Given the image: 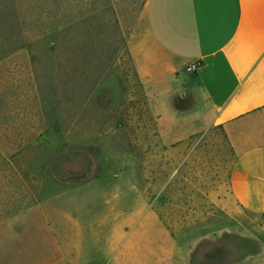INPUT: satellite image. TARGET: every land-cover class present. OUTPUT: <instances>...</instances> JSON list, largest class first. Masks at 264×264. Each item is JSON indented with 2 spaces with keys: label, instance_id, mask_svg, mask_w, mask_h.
I'll return each mask as SVG.
<instances>
[{
  "label": "rangeland",
  "instance_id": "obj_1",
  "mask_svg": "<svg viewBox=\"0 0 264 264\" xmlns=\"http://www.w3.org/2000/svg\"><path fill=\"white\" fill-rule=\"evenodd\" d=\"M67 1L74 20L49 41L38 0H0V221L40 204L73 264L110 261L132 229L151 238L145 264H163L162 232L194 263L244 264L262 218L230 204L227 140L167 142L134 67L147 0Z\"/></svg>",
  "mask_w": 264,
  "mask_h": 264
},
{
  "label": "crops",
  "instance_id": "obj_2",
  "mask_svg": "<svg viewBox=\"0 0 264 264\" xmlns=\"http://www.w3.org/2000/svg\"><path fill=\"white\" fill-rule=\"evenodd\" d=\"M144 20L146 37L130 54L139 78L161 105L166 141L183 142L200 128H220L233 158L230 204L259 215L264 234V0H147ZM193 61L200 66L186 72ZM157 235L163 264H202L172 252L169 233ZM125 238L110 261L98 264H145L149 233L132 229ZM251 243L241 261L264 264V235ZM0 264L73 263L45 210L34 204L19 222L0 221ZM209 264H220L217 254Z\"/></svg>",
  "mask_w": 264,
  "mask_h": 264
},
{
  "label": "trees",
  "instance_id": "obj_3",
  "mask_svg": "<svg viewBox=\"0 0 264 264\" xmlns=\"http://www.w3.org/2000/svg\"><path fill=\"white\" fill-rule=\"evenodd\" d=\"M78 11H81V17L82 8ZM72 19L67 0H38V39L50 41L57 38L61 32H67Z\"/></svg>",
  "mask_w": 264,
  "mask_h": 264
},
{
  "label": "built area",
  "instance_id": "obj_4",
  "mask_svg": "<svg viewBox=\"0 0 264 264\" xmlns=\"http://www.w3.org/2000/svg\"><path fill=\"white\" fill-rule=\"evenodd\" d=\"M199 66H200L199 61H193L185 66V71L188 73H193L198 69Z\"/></svg>",
  "mask_w": 264,
  "mask_h": 264
}]
</instances>
